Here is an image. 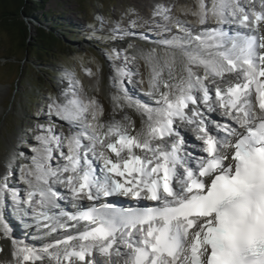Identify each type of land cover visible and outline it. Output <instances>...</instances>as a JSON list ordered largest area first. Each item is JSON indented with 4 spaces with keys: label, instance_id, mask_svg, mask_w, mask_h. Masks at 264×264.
I'll return each mask as SVG.
<instances>
[{
    "label": "snow or ice",
    "instance_id": "snow-or-ice-1",
    "mask_svg": "<svg viewBox=\"0 0 264 264\" xmlns=\"http://www.w3.org/2000/svg\"><path fill=\"white\" fill-rule=\"evenodd\" d=\"M191 15L198 29L156 4L142 25L177 29L139 50L151 103L130 94L138 73L128 49L109 54L107 118L68 74L69 90L48 104L68 135L38 125L20 166L24 195L0 185L47 242L19 240L0 222V240L10 241L0 264H264V0H198ZM137 26L130 19L119 35L134 37ZM55 151L63 164H52ZM69 197L75 212L60 203Z\"/></svg>",
    "mask_w": 264,
    "mask_h": 264
},
{
    "label": "rangeland",
    "instance_id": "rangeland-1",
    "mask_svg": "<svg viewBox=\"0 0 264 264\" xmlns=\"http://www.w3.org/2000/svg\"><path fill=\"white\" fill-rule=\"evenodd\" d=\"M195 2L198 0L187 2H175V0H45L42 6L35 4L34 7L38 11L36 14L48 13L50 16L47 20L36 22L33 18L19 14V19L29 27L26 44L35 42L34 40L37 39L35 30L41 27L50 36L48 40L37 39V42L43 45V49L38 53L33 48L26 51L23 48L24 41L19 38V34L16 36L6 31L0 23L1 168L5 166L4 162L8 166L12 164L13 170L17 163L20 166L30 163L32 149L37 146L35 137L40 134L38 125H43L45 128L52 125L56 134L65 137L68 135L64 133L65 126L61 124V121L50 115L48 104L52 99L69 90L68 74L70 73L81 82V97L86 98L93 95L97 100H102V104L110 110L108 115L106 113V118L112 115L109 75H115V73L110 67L114 62L109 54L113 49H119L121 56H123L124 49H128L129 56L136 57L135 61L128 65L133 72L138 73L136 83L129 85V91L141 98L139 94L144 91L136 90V86L146 85L149 70L139 50L147 53L154 46V42L139 40V34L145 32L148 36L149 33L159 34L158 31L151 30L150 27L153 24L142 26L144 21L151 16L152 8L156 4L169 7L171 14L183 16V14L195 11L191 10V5ZM134 8H136V13L131 11ZM130 19L137 20L138 26L132 29L137 35L134 37L120 36L119 32L128 26ZM53 21L59 24L57 30L51 29L50 22ZM117 22H120L121 28L117 29L114 34L113 29ZM52 35L54 40L51 38ZM142 41L153 45H147ZM129 44L134 45V48L129 49ZM160 55L163 56L164 52L161 51ZM40 57L45 59L44 63L41 62ZM115 63L120 64L123 61H115ZM86 69H91V76L86 74ZM146 97L149 98L147 95ZM146 97L144 98L147 99ZM126 111L138 124L139 117L130 109ZM115 118L120 119L118 114ZM21 153L23 155H20ZM60 161L59 151H55L52 164L55 166L61 163ZM20 166L15 183L18 191L24 193L26 185L20 179ZM57 187L60 188V186Z\"/></svg>",
    "mask_w": 264,
    "mask_h": 264
},
{
    "label": "trees",
    "instance_id": "trees-1",
    "mask_svg": "<svg viewBox=\"0 0 264 264\" xmlns=\"http://www.w3.org/2000/svg\"><path fill=\"white\" fill-rule=\"evenodd\" d=\"M44 1L45 0H0V23L3 24L6 31L14 33L16 36L19 34V38L24 41L23 48L26 51L33 48V50L38 53L39 50L43 49V45L38 43L37 39L48 40L50 36L43 30V27H41L35 30L37 38L34 40L35 42L26 44L27 38L29 37V27L24 21L19 19V14H23L27 18H33L36 22L47 20V17L50 15L48 13L42 15L36 14L38 11L34 7L35 4L42 6ZM50 24L52 30H57L59 27V24L55 21L50 22ZM20 34H22V36ZM51 38L53 39L54 36L52 35ZM40 59L41 62H45L43 57H40Z\"/></svg>",
    "mask_w": 264,
    "mask_h": 264
},
{
    "label": "bare ground",
    "instance_id": "bare-ground-1",
    "mask_svg": "<svg viewBox=\"0 0 264 264\" xmlns=\"http://www.w3.org/2000/svg\"><path fill=\"white\" fill-rule=\"evenodd\" d=\"M134 1V0H133ZM142 1V0H141ZM180 1H183V2H187V1H190V0H175V2H180ZM197 4H198V2H195L193 5L194 6H197ZM131 11L133 12L134 11V13H136L135 11H136V8H134V9H131ZM191 13L192 12H190L189 14H186V15H188L189 17H190V19L191 20H194V21H192V24H195L198 28L200 27V25L198 24V22H197V18L196 17H194L193 15H191ZM178 18L181 20V18L178 16ZM211 20V19H210ZM212 21V20H211ZM161 24H163L164 23V21L162 22H160ZM151 24V23H150ZM189 25H190V22L188 23ZM152 25V24H151ZM191 26H193V25H191ZM194 28H196L195 26H193ZM151 28V30L152 31H158V33L160 34V36H158V35H155V34H152V33H149V36L147 35V37H148V39L146 40V41H152V42H156V41H159L162 37H169L168 35H166L165 34V32L163 33L162 31H161V28H156V25L155 24H153L152 25V27H150ZM197 28V29H198ZM139 40H141V38H139ZM143 40V39H142ZM154 40V41H153ZM146 41H142L143 43H145V44H147V45H149V43L148 42H146ZM153 45V44H152ZM144 91H148V82L146 83V85H144L143 86V88H142ZM140 93V92H139ZM130 94L131 95H133V96H135L136 98H138V99H140V100H142V101H145V102H148V103H151V101L149 100V98H147V99H145V98H142V96H141V98H140V96H138V95H135L134 93H131L130 92ZM141 94V93H140ZM139 94V95H140ZM91 97H94L93 95L91 96ZM99 102H100V104L103 106V108H104V110H105V117H102V119H104V118H106V116L108 115V113H110V110H108L107 108H106V106L105 105H103L102 104V100L100 101V100H98ZM128 112V111H127ZM106 113H107V115H106ZM128 114L130 115V113L128 112ZM131 116V115H130ZM217 116H218V114H217ZM120 117V116H119ZM220 118V117H219ZM61 124L62 125H64L65 126V132L64 133H66V134H68V128H67V125L65 124V122H63V121H61ZM13 143V142H12ZM11 143V144H12ZM9 156V155H8ZM10 157V156H9ZM6 160H8V158H5ZM4 164H5V166L4 167H2L1 168V166H0V185H3V184H8L7 183V181L4 179V176L5 175H7V176H9V169L8 168H6L7 166H8V164L7 163H5L4 162ZM59 164H63V161L61 162V163H59ZM11 175V174H10ZM26 189V188H25ZM18 192V191H17ZM20 194H22V193H20ZM0 197H2V194H0ZM8 206V204L5 202V201H3V199L2 198H0V222H4V223H6V222H9V218L7 217L8 215H5L6 213H4V207L6 208ZM10 216H13V215H9V217ZM11 219H12V217H10ZM16 218V217H15ZM13 220H14V218H13ZM13 223H15L16 224V228H13V226H11L12 228H13V230L11 231L12 232V235L15 237V238H17V239H19V240H25V241H27L28 243H32V244H35L36 246H42L44 243H46L47 242V238H45V237H42L43 239H41V238H39V239H36L37 237L36 236H39V235H34V234H32L31 232H26V233H24V232H22L21 231V229L19 228V226L17 225V222L15 221V222H13ZM0 244H2V245H7V246H9L10 247V241H6V240H0ZM3 254H0V256H2Z\"/></svg>",
    "mask_w": 264,
    "mask_h": 264
}]
</instances>
